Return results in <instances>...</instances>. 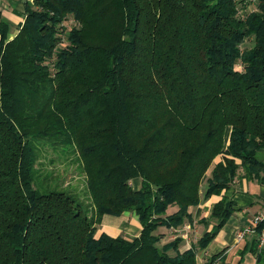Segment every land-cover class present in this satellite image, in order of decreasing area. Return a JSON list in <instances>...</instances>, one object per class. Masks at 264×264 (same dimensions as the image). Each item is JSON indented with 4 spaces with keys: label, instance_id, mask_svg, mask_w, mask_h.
Here are the masks:
<instances>
[{
    "label": "trees",
    "instance_id": "1",
    "mask_svg": "<svg viewBox=\"0 0 264 264\" xmlns=\"http://www.w3.org/2000/svg\"><path fill=\"white\" fill-rule=\"evenodd\" d=\"M46 146L86 194L41 177ZM263 150L264 0H35L13 38L0 20V264H199ZM213 195L196 245L163 242ZM126 212L137 236L99 230Z\"/></svg>",
    "mask_w": 264,
    "mask_h": 264
},
{
    "label": "crops",
    "instance_id": "2",
    "mask_svg": "<svg viewBox=\"0 0 264 264\" xmlns=\"http://www.w3.org/2000/svg\"><path fill=\"white\" fill-rule=\"evenodd\" d=\"M35 0H0V20L9 27L10 38L15 37L23 25L27 9ZM264 155V150L262 151ZM140 180H134V186L139 187ZM226 195L234 200L236 211L230 220L224 225L217 236L205 249L198 251L199 264H209L210 258L221 254L218 264H260L256 254L251 251L255 236L252 234L240 238L239 232L250 225L252 218L264 209V184L252 180L242 174L234 181L226 191ZM221 198L213 195L205 199L200 205L191 208L192 223L186 222L172 232L168 229L167 240H173L178 234L183 237L181 249H187L196 245L199 239L212 229L216 220L211 217L213 207ZM189 228V229H188ZM142 229L138 216L134 212H126L120 216L106 214L100 225V231L117 236L123 234L128 238H134Z\"/></svg>",
    "mask_w": 264,
    "mask_h": 264
},
{
    "label": "rangeland",
    "instance_id": "3",
    "mask_svg": "<svg viewBox=\"0 0 264 264\" xmlns=\"http://www.w3.org/2000/svg\"><path fill=\"white\" fill-rule=\"evenodd\" d=\"M73 154L75 153L56 151L48 146L41 147L37 167L41 170V177L48 179L47 182L59 181L63 187L77 188L78 192L84 195L86 194L85 174L81 163ZM35 184L41 192L49 189L44 180H37Z\"/></svg>",
    "mask_w": 264,
    "mask_h": 264
},
{
    "label": "built area",
    "instance_id": "4",
    "mask_svg": "<svg viewBox=\"0 0 264 264\" xmlns=\"http://www.w3.org/2000/svg\"><path fill=\"white\" fill-rule=\"evenodd\" d=\"M264 222V209L258 212L252 218L250 225L242 229L239 233L240 238H244L248 234L257 235L259 248L264 247V226L259 230L258 226Z\"/></svg>",
    "mask_w": 264,
    "mask_h": 264
}]
</instances>
